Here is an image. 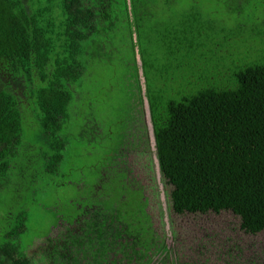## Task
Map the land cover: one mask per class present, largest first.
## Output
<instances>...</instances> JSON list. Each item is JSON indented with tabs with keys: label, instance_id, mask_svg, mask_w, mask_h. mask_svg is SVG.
Segmentation results:
<instances>
[{
	"label": "trees",
	"instance_id": "1",
	"mask_svg": "<svg viewBox=\"0 0 264 264\" xmlns=\"http://www.w3.org/2000/svg\"><path fill=\"white\" fill-rule=\"evenodd\" d=\"M259 8L264 0H0V202L17 173L15 185L38 203L59 193L71 107L94 64L110 66L115 49L119 57L122 33L124 64L133 67L141 109L145 84L155 140L154 153L146 127L124 124L129 145L97 183L79 186L86 195L56 197L57 232L34 251L23 236L35 210L23 201L2 212L0 264H200L173 260L144 184L129 179L135 153L148 157L153 180L156 155L171 214L231 212L245 233L264 232ZM92 128L100 133L94 119ZM150 187L158 194L155 180Z\"/></svg>",
	"mask_w": 264,
	"mask_h": 264
},
{
	"label": "rangeland",
	"instance_id": "2",
	"mask_svg": "<svg viewBox=\"0 0 264 264\" xmlns=\"http://www.w3.org/2000/svg\"><path fill=\"white\" fill-rule=\"evenodd\" d=\"M227 10L229 11V8L224 7L221 13H228ZM259 11L264 14L262 8H259ZM128 37L125 33L117 35L116 44L121 43L120 46L123 49L119 57L116 53L120 49H115L114 60L110 66L94 64L93 70H90L83 79L84 95L78 99L77 107L75 104L71 107L73 112L64 133L61 134V137L67 141L64 151V161L67 164L63 167L65 176L59 182V193L55 192L52 198L48 197L44 202L38 203L35 194L26 193L25 195L22 188H19L21 186L15 185L21 183L19 173L12 181V194L2 190L0 214L4 211L13 213L23 201L28 209L35 210V217L29 222V230L23 236L24 246L30 248V251L36 250L38 245L42 246V239L50 230L53 229L50 236L57 232L58 228H54L55 218L50 211V208L57 204L56 197L58 195L66 197L70 190L69 194L73 197L79 192L86 195L79 186L86 184L89 180L97 183V178L103 172L106 163L110 162L120 149L125 150L127 143L129 145L130 141L126 137L124 124L128 126L132 123L130 125L137 132L139 128L146 127L151 151L155 153L153 128L144 95L145 84L142 82L143 106L141 109L140 93L135 79L131 77L133 67L129 69L124 64L130 54L129 47L126 48L125 45L129 42ZM135 118L140 119L138 124H134ZM93 119L100 127L99 134H95L96 131L92 128ZM137 155L135 153L127 157L132 169L129 179L144 184L145 195L150 198L148 211L152 215L154 227L159 235L165 236L174 261L180 258V260L200 264H252L254 261H257V264H264V232L258 235L245 233L240 228L239 218L231 212L187 213L179 216L171 214L168 196L164 190L166 186L161 182L162 177L156 155L153 154V171L155 172L154 180L158 183V194H152L153 191H151L150 186H153L154 180L151 176L148 157L145 155L142 160L140 157L136 158ZM36 187L35 183L33 192ZM67 199L68 197L64 198V202Z\"/></svg>",
	"mask_w": 264,
	"mask_h": 264
}]
</instances>
